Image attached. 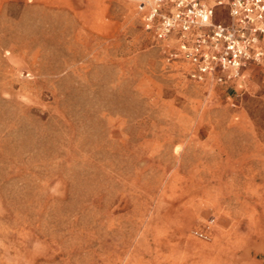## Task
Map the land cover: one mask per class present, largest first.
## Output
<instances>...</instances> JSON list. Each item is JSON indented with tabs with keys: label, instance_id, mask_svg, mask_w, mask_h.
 <instances>
[{
	"label": "rangeland",
	"instance_id": "374dc122",
	"mask_svg": "<svg viewBox=\"0 0 264 264\" xmlns=\"http://www.w3.org/2000/svg\"><path fill=\"white\" fill-rule=\"evenodd\" d=\"M145 1L0 0V264H264V58L195 82Z\"/></svg>",
	"mask_w": 264,
	"mask_h": 264
},
{
	"label": "built area",
	"instance_id": "2783aa9c",
	"mask_svg": "<svg viewBox=\"0 0 264 264\" xmlns=\"http://www.w3.org/2000/svg\"><path fill=\"white\" fill-rule=\"evenodd\" d=\"M221 7L228 21L216 20ZM143 26L157 41L174 42L167 60L186 66L198 83H232L264 58V0H146Z\"/></svg>",
	"mask_w": 264,
	"mask_h": 264
}]
</instances>
